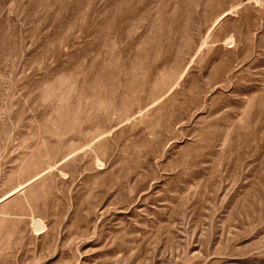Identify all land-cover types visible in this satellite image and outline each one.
<instances>
[{"label":"rangeland","instance_id":"374dc122","mask_svg":"<svg viewBox=\"0 0 264 264\" xmlns=\"http://www.w3.org/2000/svg\"><path fill=\"white\" fill-rule=\"evenodd\" d=\"M0 264H264V0H0Z\"/></svg>","mask_w":264,"mask_h":264}]
</instances>
